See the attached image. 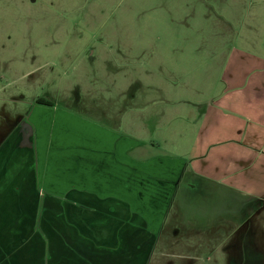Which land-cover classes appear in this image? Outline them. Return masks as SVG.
<instances>
[{
    "label": "rangeland",
    "instance_id": "obj_1",
    "mask_svg": "<svg viewBox=\"0 0 264 264\" xmlns=\"http://www.w3.org/2000/svg\"><path fill=\"white\" fill-rule=\"evenodd\" d=\"M230 60L264 69V0H0V128L2 117L18 120L46 107L40 98L56 113L116 116L118 131L137 130L141 139L158 120L169 128V142L152 148L141 140L136 160L190 165L200 148L201 114L212 97L223 95ZM180 128L195 144L179 138ZM5 145L0 175L9 178L19 170L18 153L3 159ZM189 179L193 191L179 186L180 197L172 190L164 207L163 234L174 232L177 240L154 248L148 245L162 216L150 211L162 206L163 193L144 176L138 199L122 200L131 209L104 228L94 224L104 215L70 214L58 200V209L38 216L36 229L13 235L41 236L44 254L58 257L57 264L72 258L75 264L85 258L91 264H264V184L228 175ZM132 212L145 223L122 231ZM88 239L108 245L87 247Z\"/></svg>",
    "mask_w": 264,
    "mask_h": 264
},
{
    "label": "crops",
    "instance_id": "obj_2",
    "mask_svg": "<svg viewBox=\"0 0 264 264\" xmlns=\"http://www.w3.org/2000/svg\"><path fill=\"white\" fill-rule=\"evenodd\" d=\"M241 61L244 60L228 61L225 71L228 85L223 95L212 97V92L209 93L212 98L202 112L195 132L200 148L192 154L194 161L190 165L180 160H136L139 146L144 144L141 140L152 143V148L169 142V128L165 129L158 120L151 134L155 137L149 139L150 135L141 139L137 130L131 134L118 131L119 127L115 125L120 126V118L116 116L99 114L98 119H94L66 112L56 113L50 101V105L44 104L46 107L28 113L26 118L2 117L4 126L0 128V146L6 143L2 148L5 153L3 159H8L10 152L17 150L18 156L14 158L18 157L16 167L20 172L11 171L9 178L8 174L0 175V264L58 263V257L54 258L52 253L44 254L41 236L27 240L13 235L28 227L36 229L38 216L45 210L58 209V200L65 201L70 214L104 215L95 218L94 223L104 228L109 218L122 214L124 209L125 213L131 209L122 200L138 199L140 176L146 177L147 182L157 183L163 193L158 196L163 199L159 202L162 206L157 211H150L152 215L162 216L155 230L158 233L148 245L154 248L162 241L177 240L178 235L174 232L163 234L168 216L164 207L171 199L167 196L172 190L173 197H180L179 186L192 190L189 178L228 175L238 181L263 185L264 69L261 65L258 68L257 64L252 66ZM130 114L132 117V112ZM157 116L162 118V115ZM180 131L181 128L176 133ZM200 131L202 135L198 138ZM177 134L181 139L196 142L190 135ZM194 148L195 145L191 151ZM111 200L113 205L109 204ZM15 208L16 212L13 211ZM139 213L121 225L122 231L136 232L142 228L145 218ZM26 216L32 217L26 221ZM73 225L75 228L76 224ZM87 241L90 243L87 247L108 245L107 242L101 246L96 239ZM85 259L83 264H91L90 258ZM72 261L67 264H75L74 258Z\"/></svg>",
    "mask_w": 264,
    "mask_h": 264
},
{
    "label": "trees",
    "instance_id": "obj_3",
    "mask_svg": "<svg viewBox=\"0 0 264 264\" xmlns=\"http://www.w3.org/2000/svg\"><path fill=\"white\" fill-rule=\"evenodd\" d=\"M37 102L40 103V104H46V105H50V104H51L50 102H48V101H44V100H42L41 98L38 99Z\"/></svg>",
    "mask_w": 264,
    "mask_h": 264
},
{
    "label": "water",
    "instance_id": "obj_4",
    "mask_svg": "<svg viewBox=\"0 0 264 264\" xmlns=\"http://www.w3.org/2000/svg\"><path fill=\"white\" fill-rule=\"evenodd\" d=\"M24 137H27V135H24Z\"/></svg>",
    "mask_w": 264,
    "mask_h": 264
}]
</instances>
